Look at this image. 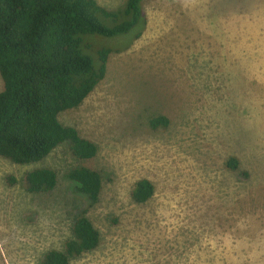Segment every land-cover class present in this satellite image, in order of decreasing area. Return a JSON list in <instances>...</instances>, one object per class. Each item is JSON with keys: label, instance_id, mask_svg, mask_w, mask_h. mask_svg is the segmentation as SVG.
Returning a JSON list of instances; mask_svg holds the SVG:
<instances>
[{"label": "rangeland", "instance_id": "rangeland-1", "mask_svg": "<svg viewBox=\"0 0 264 264\" xmlns=\"http://www.w3.org/2000/svg\"><path fill=\"white\" fill-rule=\"evenodd\" d=\"M141 7L145 18L128 33L82 36L84 53L112 50L106 72L58 114L96 155L78 160L60 144L33 163L0 157V264H40L82 209L100 242L69 264H264V0ZM156 115L168 123L152 127ZM78 165L102 177L89 207L65 176ZM39 167L55 170L57 184L27 192L25 172ZM142 178L154 191L138 203L131 190Z\"/></svg>", "mask_w": 264, "mask_h": 264}, {"label": "trees", "instance_id": "trees-1", "mask_svg": "<svg viewBox=\"0 0 264 264\" xmlns=\"http://www.w3.org/2000/svg\"><path fill=\"white\" fill-rule=\"evenodd\" d=\"M141 1L125 0L121 9L109 10L97 0H0V157L16 164L33 163L60 144L78 160L96 155V144L75 127L62 124L58 114L79 106L106 72L112 50L84 53L89 44H83L82 36L128 33L145 18ZM167 123L163 115L151 121L152 127ZM225 164L235 170L238 159L230 156ZM65 176L88 207L98 201L99 171L78 165ZM9 181L15 183V178ZM56 184L55 170L39 167L25 172L22 186L40 193ZM153 191L152 182L142 178L134 183L131 197L145 202ZM85 213L86 209L77 212L62 248L47 250L40 264H69L98 246L99 230Z\"/></svg>", "mask_w": 264, "mask_h": 264}]
</instances>
